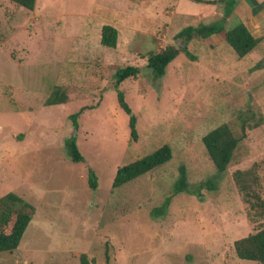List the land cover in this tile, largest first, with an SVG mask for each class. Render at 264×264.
Instances as JSON below:
<instances>
[{"label":"rangeland","instance_id":"1","mask_svg":"<svg viewBox=\"0 0 264 264\" xmlns=\"http://www.w3.org/2000/svg\"><path fill=\"white\" fill-rule=\"evenodd\" d=\"M183 2L36 0L30 12L0 0V197L12 192L34 207L18 248L1 252L0 264H79L80 254L90 264H259L232 250L264 227L232 174L253 167L264 200V38L237 56L224 40L241 23L233 16L220 33L189 42L195 60L179 53L156 78L145 67L149 52L174 44L187 25L219 20ZM103 25L117 29L115 49L100 44ZM130 65L141 73L118 90L137 119L136 142L114 87L116 70ZM54 86L67 102L44 106ZM90 106L75 129L70 116ZM247 112L262 121L246 130L217 189L171 196L180 165L193 187L216 175L201 138L223 124L239 135L238 115ZM72 136L83 162L66 153ZM164 144L172 150L166 164L111 188L119 167ZM167 196L165 214L152 215Z\"/></svg>","mask_w":264,"mask_h":264},{"label":"trees","instance_id":"2","mask_svg":"<svg viewBox=\"0 0 264 264\" xmlns=\"http://www.w3.org/2000/svg\"><path fill=\"white\" fill-rule=\"evenodd\" d=\"M13 5L23 8L27 11H33L36 0H7ZM193 3H201L207 5H215L220 3L223 5L222 17L215 23L206 24L198 23L197 25H187L181 28L173 37L174 44H169L158 51H151L146 57V68L149 69L156 78L162 77L167 70L169 64L178 56L184 53L190 60H195L194 56L189 52L187 45L194 39H207L223 31L225 19L231 14L236 6V0H187ZM225 42L232 48L239 57L251 53L260 38H255L249 29L242 23H239L232 29L224 32ZM100 44L109 49H115L117 45V29L111 25H103L100 31ZM261 63L256 64L255 68H259ZM141 73L140 68L136 66H125L118 68L114 74V87L117 90V103L119 108L128 116V128L130 140L136 142L138 133L136 129L137 119L135 115H131V109L125 101L123 92L118 90L119 85L126 79L135 78ZM67 95L63 88L54 86L49 96L44 101V106H54L65 104ZM93 106L82 108L79 112L72 114L70 119L75 129H77V119L79 114L85 109H92ZM257 114L247 112L238 115L240 123V134L236 135L228 127V125H220L202 136L201 142L211 161L215 176L207 178L204 182L196 184L194 187L188 181L187 171L184 165L178 168V177L173 184V195L180 193H194L201 195L202 190L208 192L217 189V180L220 175L228 172V168L234 158L235 151L240 141L245 137L248 128H256L262 120L256 119ZM254 122L252 125L250 122ZM64 148L68 157L73 163L84 161V157L78 149L75 136L64 141ZM172 158V150L169 145L164 144L152 153L136 159L116 170L111 188L114 190L127 184L138 177L155 170L156 168L166 164ZM87 183L91 190L97 187V177L95 172L87 169ZM233 182L238 193L242 196V200L249 206L250 210H254L259 215H264V200L259 193V176L254 168L248 170H236L232 174ZM194 190H192V187ZM171 196H167L158 210L151 211L152 215L162 216L167 211ZM34 213V207L31 203L22 197L10 192L0 197V253L16 250L20 244V240L28 227ZM234 256L243 261H252L264 264V227L258 229L245 237L235 240L232 244ZM79 264H90L86 254L79 255Z\"/></svg>","mask_w":264,"mask_h":264},{"label":"crops","instance_id":"3","mask_svg":"<svg viewBox=\"0 0 264 264\" xmlns=\"http://www.w3.org/2000/svg\"><path fill=\"white\" fill-rule=\"evenodd\" d=\"M178 1L185 3L183 2L185 0ZM191 6L196 13L201 14L213 10L215 15L219 16V19L222 17L223 5L220 3L215 5L197 3ZM233 16L239 18L240 22L249 29L255 38H260L261 40L264 38V0H237L236 6L225 19V22L229 21Z\"/></svg>","mask_w":264,"mask_h":264}]
</instances>
